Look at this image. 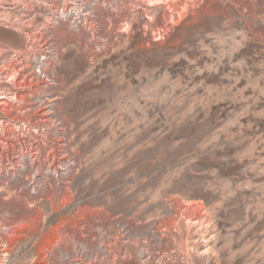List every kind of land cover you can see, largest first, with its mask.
<instances>
[{
    "label": "rangeland",
    "instance_id": "374dc122",
    "mask_svg": "<svg viewBox=\"0 0 264 264\" xmlns=\"http://www.w3.org/2000/svg\"><path fill=\"white\" fill-rule=\"evenodd\" d=\"M20 151L0 264H264V0H0Z\"/></svg>",
    "mask_w": 264,
    "mask_h": 264
},
{
    "label": "bare ground",
    "instance_id": "6f19581e",
    "mask_svg": "<svg viewBox=\"0 0 264 264\" xmlns=\"http://www.w3.org/2000/svg\"><path fill=\"white\" fill-rule=\"evenodd\" d=\"M43 43V42H42ZM57 56V55H56ZM46 62H48V61H46ZM50 79V78H49ZM52 81H53V79H51ZM4 105V104H3ZM47 113V112H46ZM45 113V114H46ZM49 116V115H48ZM46 117V116H45ZM41 118V117H40ZM33 123V122H32ZM36 126V125H35ZM6 140V139H5ZM25 141V140H24ZM36 142V141H35ZM25 143H27V142H25ZM24 145V144H23ZM31 145V144H30ZM60 146H61V144H60ZM37 147V146H36ZM32 148V147H31ZM26 149V148H25ZM56 149V148H55ZM28 150V149H27ZM62 150V149H61ZM63 150H64V148H63ZM53 150L51 149V152H52ZM64 152V151H63ZM23 152L22 151H20V153H18V154H16L17 156H11L10 158L8 157V154H6L7 156H6V158H4V161H3V163L1 162L0 164H1V168H3L4 167V162L5 161H10V166L9 167H7V171L9 170L10 172L12 171H14L13 170V166H12V164H17L18 163V161L20 160V158L21 157H23V155L24 154H22ZM54 153V152H53ZM56 153V152H55ZM54 153V154H55ZM30 156H29V158L32 160V161H35L36 160V158L38 157H36V155L37 154H29ZM47 155H48V153H47ZM49 155H50V151H49ZM47 158V157H46ZM49 158V157H48ZM55 156L53 157V161L55 160ZM38 159V158H37ZM59 160H61L64 164H65V167H67V169L69 170V172H71L73 169H74V167H75V165H76V163L73 161V162H69V158L65 155V154H61L60 156H59V158H58ZM51 160V161H52ZM57 160V159H56ZM61 162V163H62ZM51 163H53V162H51ZM50 163V164H51ZM50 164H48V165H50ZM55 164V163H54ZM9 165V164H8ZM61 165V164H60ZM53 166V165H52ZM56 168L54 169V168H51V167H49L48 166V168H47V171L49 172L50 170H54L56 173H58L59 172V167L57 168V166H55ZM0 168V169H1ZM25 169V168H24ZM17 171V170H16ZM9 174H11V173H9ZM12 174H14V173H12ZM36 174H38V171H37V173ZM42 174V173H41ZM6 176H8L7 174H5ZM16 175V174H15ZM14 175V176H15ZM18 175V174H17ZM1 176V175H0ZM11 176H13V175H11ZM42 178H43V175H42ZM42 178H35V175H34V178H32L31 180H28V182H26L25 184H26V186H27V188L28 189H30L31 191L32 190H36V188H37V185L36 184H38V183H40L41 182V180H42ZM1 187V186H0ZM2 190V189H1ZM0 190V191H1ZM30 191V192H31ZM187 227V226H186ZM188 229V228H187ZM190 229V228H189ZM188 229V230H189ZM3 233V232H2ZM186 235V234H185ZM188 235V234H187ZM186 235V236H187ZM6 256V255H5Z\"/></svg>",
    "mask_w": 264,
    "mask_h": 264
}]
</instances>
